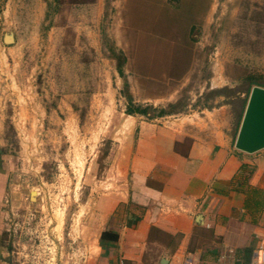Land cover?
<instances>
[{"label": "rangeland", "instance_id": "rangeland-1", "mask_svg": "<svg viewBox=\"0 0 264 264\" xmlns=\"http://www.w3.org/2000/svg\"><path fill=\"white\" fill-rule=\"evenodd\" d=\"M251 77L264 87V0H0L9 264H104L97 203L139 121L222 109L235 143Z\"/></svg>", "mask_w": 264, "mask_h": 264}, {"label": "crops", "instance_id": "crops-1", "mask_svg": "<svg viewBox=\"0 0 264 264\" xmlns=\"http://www.w3.org/2000/svg\"><path fill=\"white\" fill-rule=\"evenodd\" d=\"M222 112L139 121L127 180L97 203L108 222L100 243L106 231L119 235L104 243V264H254L264 243V153L238 151ZM7 188L0 165V211ZM2 230L0 218V264H9Z\"/></svg>", "mask_w": 264, "mask_h": 264}, {"label": "water", "instance_id": "water-1", "mask_svg": "<svg viewBox=\"0 0 264 264\" xmlns=\"http://www.w3.org/2000/svg\"><path fill=\"white\" fill-rule=\"evenodd\" d=\"M235 148L253 155L264 151V87L254 86L235 142Z\"/></svg>", "mask_w": 264, "mask_h": 264}, {"label": "trees", "instance_id": "trees-1", "mask_svg": "<svg viewBox=\"0 0 264 264\" xmlns=\"http://www.w3.org/2000/svg\"><path fill=\"white\" fill-rule=\"evenodd\" d=\"M124 62H125V58L123 56L119 57V65H118V67H119V71L121 73L123 72ZM249 81H250V88L253 87V86H263L258 79H255L253 77H251L249 79ZM149 109H150V107H148V108L136 107L134 109L133 108L129 109L127 113L129 115L141 114V115L147 116ZM243 114H244V112L241 113L238 116V129H239L240 125H241V121L243 119ZM166 115H168L166 110L161 109V111H159V117L166 116ZM118 239H119V235L117 233L106 231L102 235L101 242L103 244L106 243V242H116Z\"/></svg>", "mask_w": 264, "mask_h": 264}, {"label": "built area", "instance_id": "built-area-1", "mask_svg": "<svg viewBox=\"0 0 264 264\" xmlns=\"http://www.w3.org/2000/svg\"><path fill=\"white\" fill-rule=\"evenodd\" d=\"M188 264H192L190 262V260L188 261ZM110 264H125V262L123 260L114 262V263H110ZM254 264H264V243L261 244L255 252V257H254Z\"/></svg>", "mask_w": 264, "mask_h": 264}, {"label": "bare ground", "instance_id": "bare-ground-1", "mask_svg": "<svg viewBox=\"0 0 264 264\" xmlns=\"http://www.w3.org/2000/svg\"><path fill=\"white\" fill-rule=\"evenodd\" d=\"M8 39V38H7ZM8 41H11V38H9V40Z\"/></svg>", "mask_w": 264, "mask_h": 264}]
</instances>
